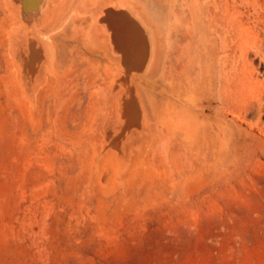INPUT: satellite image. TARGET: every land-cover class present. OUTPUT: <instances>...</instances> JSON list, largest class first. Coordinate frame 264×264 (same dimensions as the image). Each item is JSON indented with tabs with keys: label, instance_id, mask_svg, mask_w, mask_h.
I'll list each match as a JSON object with an SVG mask.
<instances>
[{
	"label": "rangeland",
	"instance_id": "rangeland-1",
	"mask_svg": "<svg viewBox=\"0 0 264 264\" xmlns=\"http://www.w3.org/2000/svg\"><path fill=\"white\" fill-rule=\"evenodd\" d=\"M109 8L99 23L122 33L128 79L138 81L148 70L154 75L139 85L150 134L135 131L145 115L142 106L117 134L126 122L111 94L119 62L91 33L94 10L88 8L93 17L84 24L93 49L89 70L80 73V82L65 76L63 91L35 97L30 84L47 68L54 80L64 71L60 62L72 63L75 52L62 36L52 39L58 29L38 35L48 43L47 53L38 38L12 46L20 18L26 19L0 0V264H264V0H127ZM207 65L214 83L209 98L216 91L221 96L219 142L213 143L210 130L205 148L189 150L168 140L152 152L160 161L167 146L176 176L205 167L207 179L178 193L164 174L143 167L129 181L98 183L89 193V172L100 173L88 167V151L80 157L78 134L85 131L96 156L120 159L115 150H104L111 122L119 145L134 133L127 156L147 155V140L161 130L166 136L182 117L179 111L215 116L203 109L212 100L203 90ZM163 70L166 82L147 84ZM187 80L195 97L177 93Z\"/></svg>",
	"mask_w": 264,
	"mask_h": 264
},
{
	"label": "bare ground",
	"instance_id": "bare-ground-1",
	"mask_svg": "<svg viewBox=\"0 0 264 264\" xmlns=\"http://www.w3.org/2000/svg\"><path fill=\"white\" fill-rule=\"evenodd\" d=\"M16 1L17 0H7V5L9 9L18 16L17 11L20 13L19 15H21L22 4H21V0L19 5L15 3ZM100 2L101 0H44V2L40 7V11L38 13L33 15L31 14L29 16L28 14L26 16L22 14L23 18L26 20L23 21L20 18L21 30L13 35L12 46H17V48L19 49L20 48L19 46L23 44L24 40L27 41L35 40V38L39 39L37 41L38 43H42V41L38 36L39 34H47L53 30L58 29L51 37L52 39L55 40L62 36L61 39H63L64 42L69 43L68 46H70L71 51L75 52V55L72 58V63L60 62V64L64 66V71L62 74L59 73L57 76H55L54 78L55 81L50 80L47 77V72H48V68H47V72L45 74L46 76H44V78H41L39 81L38 80L36 81L35 79V81L30 84L29 87L30 92L35 97H42L47 92L62 88L63 86H65L63 85V82L65 80V76L67 75L73 76L71 79L72 82L74 81L73 80L74 76L79 80L77 82H80V73L86 71V69L88 68L86 67L87 65L93 64L91 57L87 55V53H91L93 49L92 46L88 43L87 40L88 35H87V31L85 30L84 24L86 22H89L90 19L93 17V12L90 9L94 10L95 24L93 26L91 33L93 34L97 42L100 43V45L101 44L105 45L108 49L109 54L114 59H117L119 62L118 75L113 79L111 83V94L115 96L118 100L120 121L124 118L126 122L122 125L120 131H117V134H123L126 131L128 125L132 121H134L136 117V113L140 110V106H142L143 109H145V115L142 121L138 122L139 129L135 131L149 133L152 129V121L150 115L147 114L148 107L139 85L143 81L142 79H146L154 75L152 74V72L148 70L147 72L141 74L138 81L134 79H128L123 68L124 64L127 61L128 54L126 51L127 48L125 47V43L123 42L124 37L122 33L120 32L119 29L115 27H112L113 32L110 33L108 32V24L103 25L99 23V20L102 14L105 12V10H109L110 6L124 7L127 5V0H106L105 5H103L102 7H98V4ZM29 19H33L32 21L34 24H31L32 26L28 24L30 23ZM35 27L37 28V30ZM82 33H83V37L81 35ZM42 44H44L43 48L47 53L49 47L48 43L44 42ZM82 65H84L85 67L83 68ZM208 68L209 67L207 65L204 73L205 74L204 80H207L208 85L207 87L205 86L203 90L204 92L206 91L208 92V97L206 99L207 100L212 99V100H208L207 105L203 109H207V108L213 109L215 112V116L214 115L196 116L190 112L179 111L178 116H182V117L178 119L175 127L169 130L166 136H164L163 134L164 132L161 130L158 131L154 135V137L149 138V140H147L148 143L146 147L147 155L142 157L135 156L133 158L132 156H127L128 154L127 146L129 140L132 139L130 137L131 136L133 137L134 133H131V136L127 135V140H125L122 143V145H119L116 141L115 138L116 136L113 135L115 124L111 122L104 129L105 132L104 150L106 151H108L109 149L115 150V152L119 155L118 157H120V159L114 158L113 154L96 156V154L90 152V148H89L90 142H88L90 138H88V136L85 134V131H81L78 134L74 142L77 146L76 148L78 149V153L80 157H82L83 152L88 151V155L84 157V159L89 163L88 167H90V169L94 167L96 168L97 172L100 173L99 176H96L92 174V171L89 172V180H88L89 193H92L96 189L98 183L103 186H108L109 184L119 185L126 181H129L130 174L132 172H139L143 167H152L158 174H164V176L167 178L166 180L168 181L171 190L172 191L176 190L177 192L181 187H189L207 179V175H208L207 170L209 168L206 169L205 167L198 168V171L195 174H186L184 171H180L179 176H176L177 166L175 165V161L171 160L168 157L167 146L165 147V154H164L165 156H163V158L160 161H157L152 156V152L154 148L159 149L158 147H156L157 145L156 143L160 145V143L166 142L168 140L172 142L178 140L180 144L186 146V149L189 150H193L201 144L205 148V146L208 144L207 137L209 134L208 132L210 130H212L215 135L214 138L215 141L213 143L219 142V137L222 131L223 122L221 115L218 114L219 113L218 111H221V109L219 108L220 103L218 104L216 98H218L219 101L221 102V96L219 98V96L217 95L218 92L216 91V95H215L216 97L214 96L212 98H209L211 85H214V83H212L211 74ZM65 70H67L66 75H65ZM84 76H86V74ZM165 80H167V75H166V70H163L161 75H159L156 80L147 82V84L153 87L161 86L163 84V81ZM77 82L76 85L78 84ZM183 88H184L183 91L177 93H179L182 96L195 97V94L197 92L194 93V89L192 86H190V82L188 80L185 84H183ZM188 88H190L191 91H193L192 92L194 93L193 95L190 96L186 93V91H188ZM63 89L65 88H62V91ZM215 90H217L216 87L214 91ZM56 95L57 93L55 94V97ZM60 100L62 102H65V100L62 98H60ZM201 117L203 118V122H200ZM39 119L40 116H37L35 118L34 123H37ZM212 136L210 135V137ZM143 139L144 138L142 136H139L136 138V141L138 142L140 140L139 142H141ZM156 153L157 152H155V154ZM217 153L219 154V152ZM106 171L108 175L105 180H102L101 178L104 177ZM170 193L173 194V192Z\"/></svg>",
	"mask_w": 264,
	"mask_h": 264
},
{
	"label": "water",
	"instance_id": "water-1",
	"mask_svg": "<svg viewBox=\"0 0 264 264\" xmlns=\"http://www.w3.org/2000/svg\"><path fill=\"white\" fill-rule=\"evenodd\" d=\"M44 0H21L23 15H33L40 11Z\"/></svg>",
	"mask_w": 264,
	"mask_h": 264
}]
</instances>
